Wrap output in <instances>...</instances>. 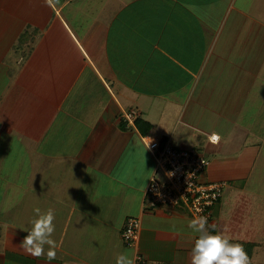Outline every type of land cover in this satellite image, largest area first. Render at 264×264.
<instances>
[{
  "label": "crops",
  "instance_id": "0c3cea01",
  "mask_svg": "<svg viewBox=\"0 0 264 264\" xmlns=\"http://www.w3.org/2000/svg\"><path fill=\"white\" fill-rule=\"evenodd\" d=\"M127 110L147 133L123 123ZM263 122L264 0H0V264H191L187 209L145 206L143 136L198 148L226 183L212 232L255 242L257 218L236 236L228 219L252 208ZM36 208L55 212L51 262L20 246ZM129 216L133 246L120 237Z\"/></svg>",
  "mask_w": 264,
  "mask_h": 264
},
{
  "label": "built area",
  "instance_id": "2783aa9c",
  "mask_svg": "<svg viewBox=\"0 0 264 264\" xmlns=\"http://www.w3.org/2000/svg\"><path fill=\"white\" fill-rule=\"evenodd\" d=\"M135 111H123L122 118L131 124L135 119ZM151 145L147 149L155 161V169L145 190L144 202L147 210L157 206H184L190 215L206 216L212 228L211 210L223 196L226 183L224 181H210L201 179V174L207 168L210 160L196 147L176 148L166 140L153 136ZM168 172L174 173L171 177ZM159 193V195H157ZM140 228L137 217H127L122 227L120 237L122 241L133 246Z\"/></svg>",
  "mask_w": 264,
  "mask_h": 264
},
{
  "label": "clouds",
  "instance_id": "9594fccd",
  "mask_svg": "<svg viewBox=\"0 0 264 264\" xmlns=\"http://www.w3.org/2000/svg\"><path fill=\"white\" fill-rule=\"evenodd\" d=\"M208 141L216 146L221 142V137L217 133H212L208 136ZM151 143V138L146 137L145 150L150 147ZM167 175L171 177L174 173L168 172ZM34 211L36 216L29 221L30 227L22 229L27 232V235L21 241L20 246L34 258L39 259L45 256L46 260L51 262L56 259L57 247L53 239L55 212L51 208L45 212H41L39 208ZM187 226L197 237L190 251L191 264H250L249 256L240 243H232L222 233L209 231L206 216L200 215L192 218ZM115 264H135V259L126 253H117Z\"/></svg>",
  "mask_w": 264,
  "mask_h": 264
},
{
  "label": "rangeland",
  "instance_id": "374dc122",
  "mask_svg": "<svg viewBox=\"0 0 264 264\" xmlns=\"http://www.w3.org/2000/svg\"><path fill=\"white\" fill-rule=\"evenodd\" d=\"M261 124H264V122ZM234 145L235 146L241 145V142L237 141L234 143ZM259 145H260V149H259V153L255 159L254 165L252 166V169L250 170V172L248 170L249 174L247 175V188L244 187V190L247 191V197L246 198H248L250 200V202H249V200H247V204L248 203L250 204V205H248V207H252L250 209V213L248 214L244 211V209L246 208V205L241 204V207H240L239 206L240 204H236L233 206L230 217L228 219L230 222L229 230L231 232V235L236 236V235L240 234V231H238L237 230L238 228H236L237 225L241 226V224L243 222V229L242 230L244 231V234H247V233L250 234L251 231L253 230L252 226L256 222L255 218H257L258 222L255 224V228L259 229V231L256 232L257 235L254 237L255 245L253 248H251L252 251L250 249V251H251V255L249 257L250 264H264V215H262V214L260 215V210H262V209L260 207H257V205L259 203H261L262 201L264 202V142L260 143ZM233 149H234V147L232 148V150ZM152 158H153V156H152ZM225 168H226V171H228V170L231 171V172H229L231 175L232 174H235L236 176L239 175V172L236 170L234 171L233 166H231L230 163L225 164ZM210 172L212 173L211 170H210ZM210 172L207 169V175H206V170H204L203 173L201 174V179L208 180L207 176L212 177ZM216 177H218L217 172H215L213 174V178H215V180H219V178H216ZM237 181L238 180L234 179L233 184H230V185L236 184ZM256 208H257V212H255ZM114 215H115L116 219L120 220V218L122 216H124L125 214L118 210L117 212H114ZM129 217H133V216H129ZM134 217H136V216H134ZM122 218H124V217H122ZM119 220H118V222H119ZM118 222H117V224H118ZM124 223H125V221H124ZM212 226H213V223H212ZM217 227H218V229H217ZM216 229H217V232H219V224L216 225ZM242 241H252V240L233 239V243H240Z\"/></svg>",
  "mask_w": 264,
  "mask_h": 264
},
{
  "label": "trees",
  "instance_id": "16d2710c",
  "mask_svg": "<svg viewBox=\"0 0 264 264\" xmlns=\"http://www.w3.org/2000/svg\"><path fill=\"white\" fill-rule=\"evenodd\" d=\"M121 119H123V118H121ZM133 122L135 123V125L137 126V128L141 131V133H144L145 134L151 128V124L148 121L144 120V119H141V118L136 117ZM123 123H125L127 125V122L126 121L123 122ZM210 231L212 232V228H210ZM240 244L243 246V248L247 252L248 256L250 257L251 251H252L251 248L254 247L255 242H253V241H242V242H240ZM250 249H251V251H250Z\"/></svg>",
  "mask_w": 264,
  "mask_h": 264
}]
</instances>
